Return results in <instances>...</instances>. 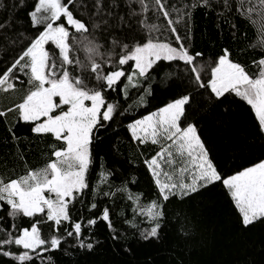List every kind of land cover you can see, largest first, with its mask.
Returning a JSON list of instances; mask_svg holds the SVG:
<instances>
[{"label": "snow or ice", "instance_id": "obj_1", "mask_svg": "<svg viewBox=\"0 0 264 264\" xmlns=\"http://www.w3.org/2000/svg\"><path fill=\"white\" fill-rule=\"evenodd\" d=\"M26 6L25 0L14 5ZM217 7L223 9L221 16L238 15L246 24H259L264 36V0H186L181 7L174 0H94L91 6L87 0H32L27 12L32 31L17 32L8 46H0L4 53L0 93L17 92V81L23 89L18 100L0 109V118L10 134L6 140L17 150L25 143L16 134L19 125L36 139L50 138L53 143L42 166L27 167L20 151L18 157L11 155L24 161L23 173L14 169L11 174L0 173V264H56V252L72 255L63 247L67 238H72L76 249L90 252L95 243L84 237V230L98 221L106 224L114 241L123 239L108 206L88 218L86 225L83 219H73V209L86 200L88 212H97L100 196L119 194L131 201L133 218L123 223L145 242L161 241L170 204H183L217 186L229 198L241 230L264 226V39L260 55L252 61L253 73L234 62L226 48L214 57L192 52L194 11ZM13 20L0 22V31L6 34ZM231 28L235 34L236 25ZM101 30L112 34L101 41ZM126 30L135 33L131 41L121 39ZM81 50L83 60L78 55ZM157 88L179 91L162 106L148 110ZM132 90L136 96L128 103ZM196 96L202 98L205 113L221 106L227 114L237 100L249 106L251 130L244 145L234 148L233 157L255 145L260 154L230 168L215 162L199 125L189 115ZM141 109L146 114H140ZM117 123L133 142L156 146L154 154L143 160L156 191V198L146 203L129 190L127 182L113 191L112 173L102 163L99 183L90 181L94 146ZM173 215L177 235L191 239L187 210L177 208ZM45 226L49 235L42 232Z\"/></svg>", "mask_w": 264, "mask_h": 264}, {"label": "trees", "instance_id": "obj_2", "mask_svg": "<svg viewBox=\"0 0 264 264\" xmlns=\"http://www.w3.org/2000/svg\"><path fill=\"white\" fill-rule=\"evenodd\" d=\"M16 2L17 0H0L4 5L0 8V22L14 18L13 28L8 29L6 34L0 31V46H8L11 40L16 38L17 32L32 31L27 21V12L31 10L32 0H25L27 6L19 9L14 7ZM87 2L91 6L94 0ZM174 2L181 7L186 0H174ZM222 11L220 7L215 11H205L203 8L194 11L189 47L192 52L204 53L205 57H214L226 48L234 62H240L249 73H253L255 69L252 61L260 55V40L264 39L259 24H246L238 15L221 16ZM231 24L236 25L235 34ZM133 27L136 28L137 25L134 24ZM111 34V32L105 34L102 30L98 33L101 41L107 40ZM134 34L133 31L126 30L121 39L131 41ZM5 35L8 39H4ZM107 47L108 45L105 44V49ZM2 55L4 53H0V56ZM78 55L82 60L85 58L82 50ZM3 67L4 64L0 62V69ZM17 88L18 91L15 93H0V109L9 106L23 94L18 81ZM177 91L179 89L162 91L157 88L148 110L162 106ZM132 92L133 95L128 103H132L135 99L136 91L132 90ZM201 102L202 98L196 96L189 109V115L199 125L202 139L211 150L215 162L222 167L227 165L230 168L235 167L237 163L247 164L260 154L262 150L255 145L243 154L233 157L234 148L244 145L245 137L251 130L253 114L250 113L249 106L237 100L232 101L227 114L223 113L221 106L205 113L200 107ZM140 114H146L145 110L141 109ZM7 120H12L11 114ZM124 123H127V119H124ZM15 131L25 142L19 150L6 140L10 134L7 132L4 118H0V173L7 170L8 174H11L13 169L16 174L23 173L26 167L24 161L14 158L12 153H17L18 157V153L22 151L27 167L36 168L43 165L50 152L49 146L53 143L50 138L36 139L24 125L17 126ZM155 150L156 146L151 144L140 145L138 142H133L125 127L120 123L114 124L112 130L104 134L103 142L94 146L95 161L94 167L90 170V181L93 185L99 183L102 163L103 168L112 173L109 182L114 186L113 191L116 186L127 182L133 194L141 195L142 203L155 199L154 185L143 164V160L153 155ZM133 177H136L135 183L132 182ZM101 187L108 190L106 185ZM98 199L100 203L97 212H88V200H86L84 205L77 204L73 209L71 213L73 219H83L86 225L88 218L97 215L100 209L108 206L114 227L123 234L124 238L114 241L106 224L98 221L94 227H86L84 230V237H90L95 243V248L90 252L76 249L72 246V238H67V243L63 247L68 248L72 255L65 256L62 252H56V264H264V226L257 225L247 231L241 230L237 225V213L219 186L203 191L195 199L183 204L175 201L170 204L169 222L165 223L159 243L138 239V233L123 223L124 219L133 218L131 201L122 198L119 194L112 198L100 196ZM177 208L186 209L190 216L193 226L191 239L180 238L177 235L173 215V211ZM2 226L3 222L0 221V227ZM140 227L144 228L145 225L141 224ZM42 232L49 235L50 229L45 226ZM125 248H129L130 251H125ZM37 264L40 262L37 261Z\"/></svg>", "mask_w": 264, "mask_h": 264}]
</instances>
